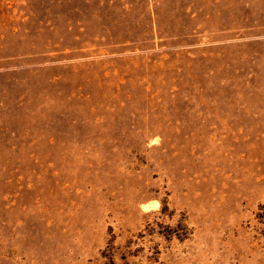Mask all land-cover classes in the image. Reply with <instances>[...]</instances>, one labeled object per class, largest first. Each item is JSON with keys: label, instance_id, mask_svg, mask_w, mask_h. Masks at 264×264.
I'll list each match as a JSON object with an SVG mask.
<instances>
[{"label": "rangeland", "instance_id": "1", "mask_svg": "<svg viewBox=\"0 0 264 264\" xmlns=\"http://www.w3.org/2000/svg\"><path fill=\"white\" fill-rule=\"evenodd\" d=\"M264 0H0V264H264Z\"/></svg>", "mask_w": 264, "mask_h": 264}, {"label": "trees", "instance_id": "2", "mask_svg": "<svg viewBox=\"0 0 264 264\" xmlns=\"http://www.w3.org/2000/svg\"><path fill=\"white\" fill-rule=\"evenodd\" d=\"M258 213H259V218L263 220L264 219V202L259 205Z\"/></svg>", "mask_w": 264, "mask_h": 264}]
</instances>
